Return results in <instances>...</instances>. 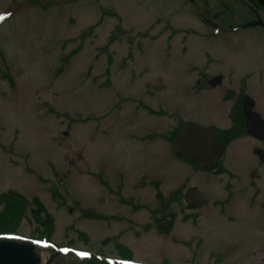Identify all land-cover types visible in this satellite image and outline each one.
I'll return each mask as SVG.
<instances>
[{
    "label": "rangeland",
    "instance_id": "rangeland-1",
    "mask_svg": "<svg viewBox=\"0 0 264 264\" xmlns=\"http://www.w3.org/2000/svg\"><path fill=\"white\" fill-rule=\"evenodd\" d=\"M181 4L0 0V195L24 199L16 232L26 239L39 224L35 198L50 216L42 264L52 254L50 264H84L92 254L122 264L127 253L131 264H264V166L254 154L264 143L220 130L216 171L172 153L181 122L227 127L238 97L236 83L197 87L189 78L199 73L179 65L222 43L207 40ZM259 32L244 33L257 52ZM190 186L207 205L184 207Z\"/></svg>",
    "mask_w": 264,
    "mask_h": 264
},
{
    "label": "flooded vegetation",
    "instance_id": "flooded-vegetation-1",
    "mask_svg": "<svg viewBox=\"0 0 264 264\" xmlns=\"http://www.w3.org/2000/svg\"><path fill=\"white\" fill-rule=\"evenodd\" d=\"M182 4L186 5L189 10L191 9L197 19L196 21L199 22L200 26L202 25L201 30L203 29L204 36L207 40L219 36L222 43L214 44V47L205 46L200 48V55H204V59H200L199 61L183 60L184 63L181 62L179 65L183 66L185 71L195 69L199 73L198 75L195 73L196 76L194 75L192 78L190 76L189 78V81L194 84L196 83L197 87L201 83L207 86L213 80L215 82L236 83L237 87L232 89L237 91L238 97L235 105L228 111L231 121L227 127H221L218 124L219 122L216 123L214 121L215 118L212 121H205L203 123L204 125L199 121L193 120L181 122L172 141V153L176 157H180L173 151L176 145V137L182 127L190 122L213 128L221 142L225 136L220 135L219 131L226 129L227 132L244 130L254 141L264 143V133L260 134V137L253 133V130L257 129V125L254 123L255 120L257 121V118L254 115H257L264 122V0H182ZM253 30L260 31L256 35L259 36L258 43H263L260 46L262 48L261 52H257L259 48L256 49L253 48V45L247 44L255 40L248 39L244 33L253 32ZM223 38H225L224 42L222 40ZM218 47L223 49V54L216 52L218 51ZM182 51L184 54L187 53L188 47L186 44H183L181 49H179L180 53ZM240 51L245 52L248 58L245 60L238 58L227 61L223 58L225 54L227 55L229 53L236 56ZM237 61H239V64H237ZM238 67H244L245 69L241 72ZM245 113H248V115ZM254 154L258 155L259 162L264 166V151L255 149ZM223 158L224 155L222 154L217 160V167L212 171L220 168ZM190 163L198 168V171H205L199 163ZM260 166L259 163L253 169L251 172L252 177H258ZM204 195L207 203L197 208L183 203L184 207L190 210H198L207 205L208 198L206 194Z\"/></svg>",
    "mask_w": 264,
    "mask_h": 264
},
{
    "label": "water",
    "instance_id": "water-1",
    "mask_svg": "<svg viewBox=\"0 0 264 264\" xmlns=\"http://www.w3.org/2000/svg\"><path fill=\"white\" fill-rule=\"evenodd\" d=\"M248 115V113H245ZM254 114V113H252ZM254 135L260 137L264 133V122L257 115ZM264 135V134H263ZM174 153L199 163L202 169L211 170L217 167V160L225 150L219 136L213 128H205L196 123L185 124L176 137ZM184 201L194 208L207 203L205 196L196 187H190ZM40 248L31 240L0 237V264H41ZM56 254H52L44 264H50Z\"/></svg>",
    "mask_w": 264,
    "mask_h": 264
},
{
    "label": "trees",
    "instance_id": "trees-1",
    "mask_svg": "<svg viewBox=\"0 0 264 264\" xmlns=\"http://www.w3.org/2000/svg\"><path fill=\"white\" fill-rule=\"evenodd\" d=\"M35 210L32 211L33 216L36 218L39 224L36 229V236L32 239L36 241H44L48 244L50 241V236L52 234L53 224L50 216L45 212L43 205L39 202L37 198L34 200ZM4 203V208L0 212V236H20L16 229L20 223L23 216V203L24 199L17 195L15 192H8L0 195V203ZM42 214V216H41ZM44 214V215H43ZM124 260H130L131 254H122L120 257ZM97 256L91 255V258L84 264H100L97 261Z\"/></svg>",
    "mask_w": 264,
    "mask_h": 264
},
{
    "label": "snow or ice",
    "instance_id": "snow-or-ice-1",
    "mask_svg": "<svg viewBox=\"0 0 264 264\" xmlns=\"http://www.w3.org/2000/svg\"><path fill=\"white\" fill-rule=\"evenodd\" d=\"M4 16L3 15H0V19H3ZM81 255H87V253H81Z\"/></svg>",
    "mask_w": 264,
    "mask_h": 264
}]
</instances>
